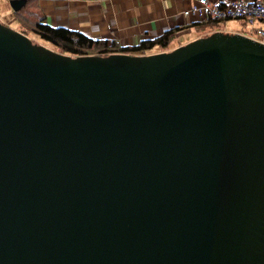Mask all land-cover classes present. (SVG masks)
I'll return each mask as SVG.
<instances>
[{"label":"water","instance_id":"water-1","mask_svg":"<svg viewBox=\"0 0 264 264\" xmlns=\"http://www.w3.org/2000/svg\"><path fill=\"white\" fill-rule=\"evenodd\" d=\"M0 264H264V42L73 56L0 21Z\"/></svg>","mask_w":264,"mask_h":264},{"label":"crops","instance_id":"crops-1","mask_svg":"<svg viewBox=\"0 0 264 264\" xmlns=\"http://www.w3.org/2000/svg\"><path fill=\"white\" fill-rule=\"evenodd\" d=\"M191 0H40L48 20L56 26L82 30L95 38L117 39L133 45L171 27L190 26L195 17L183 15ZM16 28H20V24ZM239 32V31H238ZM199 37L195 27L179 33ZM184 43V42H182Z\"/></svg>","mask_w":264,"mask_h":264},{"label":"trees","instance_id":"trees-1","mask_svg":"<svg viewBox=\"0 0 264 264\" xmlns=\"http://www.w3.org/2000/svg\"><path fill=\"white\" fill-rule=\"evenodd\" d=\"M14 16L19 21L20 31L26 34L35 32L41 38L51 41L55 46L59 47L61 52L74 56L89 54L109 55L117 52L144 54L152 52L156 47L168 50L166 48L170 46L174 38L179 37V33L186 27L193 26L198 31L207 30L209 31L207 34L200 35L207 36L218 29H223L230 18H237L210 17L203 20L195 19L190 26L171 27L154 37L142 39L133 45H125L117 39L95 38L82 30L53 25L42 10L40 0H27L24 6L15 11ZM241 20L246 26L247 23L244 18Z\"/></svg>","mask_w":264,"mask_h":264},{"label":"built area","instance_id":"built-area-1","mask_svg":"<svg viewBox=\"0 0 264 264\" xmlns=\"http://www.w3.org/2000/svg\"><path fill=\"white\" fill-rule=\"evenodd\" d=\"M183 15L197 19L241 17L250 25L247 33L264 42V0H191Z\"/></svg>","mask_w":264,"mask_h":264},{"label":"rangeland","instance_id":"rangeland-1","mask_svg":"<svg viewBox=\"0 0 264 264\" xmlns=\"http://www.w3.org/2000/svg\"><path fill=\"white\" fill-rule=\"evenodd\" d=\"M14 14H15V10L12 9L10 1L9 0H0V21L5 23V24L12 26L13 28H16L18 26L19 21L15 18ZM243 26H244V23L241 19L230 18L229 20H227L224 28L221 30L227 31V32L239 31V32L248 33L250 31L251 26L250 25H246L244 27ZM16 29L20 30V28H16ZM196 30H197V28H196ZM218 30H220V29H218ZM218 30H216V31H218ZM197 32H198V34L202 35V34H207L209 31H207V30L198 31L197 30ZM27 35H29L37 43L45 44L46 46H48L52 49L61 51V49L59 47L55 46L51 41H48L46 39L41 38L35 32H30ZM198 36L200 37V35H198ZM186 39H189V38L187 36L184 38L181 36H179L178 38H174V41L166 49L172 50L181 44L187 43V42H185ZM182 42H184V43H182ZM163 49L164 48L156 47L152 52L162 51ZM149 53H151V51Z\"/></svg>","mask_w":264,"mask_h":264},{"label":"clouds","instance_id":"clouds-1","mask_svg":"<svg viewBox=\"0 0 264 264\" xmlns=\"http://www.w3.org/2000/svg\"><path fill=\"white\" fill-rule=\"evenodd\" d=\"M197 19V18H196ZM242 19V18H241ZM238 32V31H237ZM241 33H243V34H246V35H248V36H250L249 34H247V33H244V32H241ZM252 37V36H251ZM253 38H255V37H253ZM257 39V38H256ZM259 40V39H258ZM261 41V40H260ZM263 42V41H262Z\"/></svg>","mask_w":264,"mask_h":264}]
</instances>
